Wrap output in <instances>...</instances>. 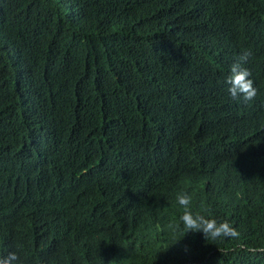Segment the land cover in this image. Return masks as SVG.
Listing matches in <instances>:
<instances>
[{
  "label": "trees",
  "instance_id": "1",
  "mask_svg": "<svg viewBox=\"0 0 264 264\" xmlns=\"http://www.w3.org/2000/svg\"><path fill=\"white\" fill-rule=\"evenodd\" d=\"M244 51L256 98L226 77ZM193 215L234 237L189 232ZM264 264V0H0V257Z\"/></svg>",
  "mask_w": 264,
  "mask_h": 264
},
{
  "label": "clouds",
  "instance_id": "2",
  "mask_svg": "<svg viewBox=\"0 0 264 264\" xmlns=\"http://www.w3.org/2000/svg\"><path fill=\"white\" fill-rule=\"evenodd\" d=\"M251 56L250 51H244L237 57V62L230 68V74L226 77L225 83L229 86L227 91L234 100H242L244 103L252 102L258 90L254 81L250 79L251 72L244 67V64ZM191 196L188 193H180L177 201L184 209L181 220L189 232L203 233L206 239H220L234 237L236 230L228 221H217L215 218H206L202 215H193L189 205ZM0 264H22L20 256L16 252H9L7 256L0 257Z\"/></svg>",
  "mask_w": 264,
  "mask_h": 264
}]
</instances>
